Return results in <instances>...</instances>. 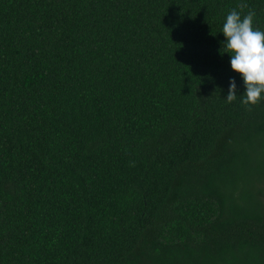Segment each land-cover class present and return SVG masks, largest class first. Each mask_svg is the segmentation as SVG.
Here are the masks:
<instances>
[{
  "label": "trees",
  "instance_id": "1",
  "mask_svg": "<svg viewBox=\"0 0 264 264\" xmlns=\"http://www.w3.org/2000/svg\"><path fill=\"white\" fill-rule=\"evenodd\" d=\"M241 3L0 0V264H264Z\"/></svg>",
  "mask_w": 264,
  "mask_h": 264
},
{
  "label": "clouds",
  "instance_id": "2",
  "mask_svg": "<svg viewBox=\"0 0 264 264\" xmlns=\"http://www.w3.org/2000/svg\"><path fill=\"white\" fill-rule=\"evenodd\" d=\"M238 8L240 11H230L222 26L226 43L221 54L227 52L231 55V68L244 81L246 92L242 103L245 106H255L264 100V30L254 26V10L249 9L245 15H241L248 8L247 4L241 3ZM236 98L237 84L232 79L226 100L232 103Z\"/></svg>",
  "mask_w": 264,
  "mask_h": 264
}]
</instances>
